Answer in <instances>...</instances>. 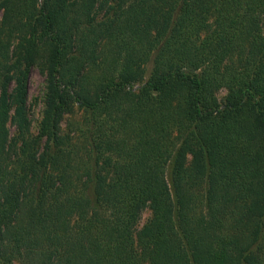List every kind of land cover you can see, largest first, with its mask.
I'll return each mask as SVG.
<instances>
[{
	"label": "trees",
	"instance_id": "16d2710c",
	"mask_svg": "<svg viewBox=\"0 0 264 264\" xmlns=\"http://www.w3.org/2000/svg\"><path fill=\"white\" fill-rule=\"evenodd\" d=\"M0 264H264V0H0Z\"/></svg>",
	"mask_w": 264,
	"mask_h": 264
},
{
	"label": "rangeland",
	"instance_id": "374dc122",
	"mask_svg": "<svg viewBox=\"0 0 264 264\" xmlns=\"http://www.w3.org/2000/svg\"><path fill=\"white\" fill-rule=\"evenodd\" d=\"M43 95H44V77L38 71L37 68H31L28 81H27V98H26V108L29 118V129L32 134L35 133L37 124L40 120L42 108H43ZM225 95V90L220 89L216 93V99L218 102H221L223 96ZM9 131L12 130V126L8 124ZM149 218V211L144 209L138 219L136 228L145 223Z\"/></svg>",
	"mask_w": 264,
	"mask_h": 264
}]
</instances>
